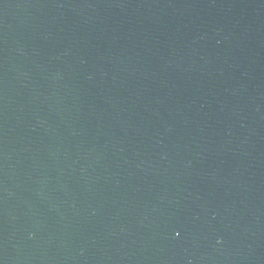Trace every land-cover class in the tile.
Wrapping results in <instances>:
<instances>
[{
	"label": "water",
	"instance_id": "water-1",
	"mask_svg": "<svg viewBox=\"0 0 264 264\" xmlns=\"http://www.w3.org/2000/svg\"><path fill=\"white\" fill-rule=\"evenodd\" d=\"M0 264H264V0H0Z\"/></svg>",
	"mask_w": 264,
	"mask_h": 264
}]
</instances>
